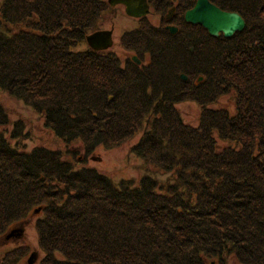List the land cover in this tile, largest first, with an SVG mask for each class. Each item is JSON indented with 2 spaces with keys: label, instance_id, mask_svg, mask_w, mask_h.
Listing matches in <instances>:
<instances>
[{
  "label": "trees",
  "instance_id": "16d2710c",
  "mask_svg": "<svg viewBox=\"0 0 264 264\" xmlns=\"http://www.w3.org/2000/svg\"><path fill=\"white\" fill-rule=\"evenodd\" d=\"M107 1H5L0 89L44 113L58 138L82 139L84 156L148 120L154 135L134 150L175 171L174 183L148 175L114 184L60 152L20 151L11 144L22 137L17 122L9 138L0 132V237L40 210L41 264H264V0H211L245 19L232 38L185 21L197 0H170L176 35L145 19L125 35L138 59L149 56L141 66L74 51L100 30ZM159 2L149 0L152 10ZM230 92L233 113L210 107ZM188 100L202 108L198 127L176 108ZM27 250L7 251L0 264H18Z\"/></svg>",
  "mask_w": 264,
  "mask_h": 264
},
{
  "label": "rangeland",
  "instance_id": "374dc122",
  "mask_svg": "<svg viewBox=\"0 0 264 264\" xmlns=\"http://www.w3.org/2000/svg\"><path fill=\"white\" fill-rule=\"evenodd\" d=\"M5 1L7 0H0V20L2 19L1 8ZM159 1L160 11L155 8L151 14H148L147 17L145 16L146 18H131L125 13L123 6H117L106 10L104 18L101 21L99 20L101 30H110L114 27V45L108 52L116 55L122 66L126 65L127 59L131 60L134 55H137L132 49V45L125 39V35L139 29L144 19L148 21L150 28H158L162 25L164 27L174 26L172 23L167 22L166 19L167 16H172L174 13L168 15L171 8L174 9L175 7L174 2L169 4L170 0ZM23 28V26H20L18 31ZM167 32L170 33L169 30ZM89 49L92 50L85 40L78 44L74 51L85 52ZM149 55L151 57V54ZM236 59L234 63L242 61L240 57ZM143 61L145 65L148 64L150 61L149 56ZM196 83H198L197 79ZM0 106L3 107L9 119L8 124L0 125V132L4 133L6 137L9 138V135L14 133L13 126L15 123H21L18 129L22 137L11 140L12 145L17 142L20 143V145L18 144L20 151L30 152L34 148H46L60 152L64 161L71 163L74 169L95 170L100 174L106 175L109 181L114 184H119L122 181H132L137 185L142 178L148 175L157 179L160 184L174 183L175 171L166 172L163 168L139 155V151L134 150L149 132L154 135L153 124L148 120L143 121L141 124H136L138 128L130 127L129 131L131 133L125 138L122 137L120 142H115L116 144L110 147L104 144L99 145L92 153L84 156L82 139L78 138L67 143L58 138L51 129L47 128L44 113H40L33 105L27 104L25 101L19 100L7 91L0 89ZM210 107L212 109H225L233 113L236 110L234 92L220 96ZM176 108L185 125L198 127L202 108L196 101L188 100L177 103ZM163 134L166 135L165 133ZM157 135L162 136L161 133H157ZM75 151L80 152L75 153ZM75 155L78 157L77 160H75ZM80 160H82V163H79ZM40 214V212L32 213L26 221L14 225L6 233L7 235L12 234L10 238H7V235L0 237V259H3L5 253L9 250L26 247L28 250L18 264H29V259L34 253H37V260L33 264H41L43 253L40 251L38 235L35 229V222L40 217ZM229 264L236 263L230 259Z\"/></svg>",
  "mask_w": 264,
  "mask_h": 264
},
{
  "label": "water",
  "instance_id": "95a60500",
  "mask_svg": "<svg viewBox=\"0 0 264 264\" xmlns=\"http://www.w3.org/2000/svg\"><path fill=\"white\" fill-rule=\"evenodd\" d=\"M108 3L111 6L124 5L126 14L133 18H143L150 13L147 0H108ZM185 21L189 24L200 25L213 37L223 35L225 38H232L246 28V21L239 13L225 11L211 0H197L193 8L186 11ZM167 29L172 34L178 32L177 27L168 26ZM86 41L93 51H106L113 46V30H100L91 33L86 37ZM134 60L140 64L137 58ZM182 79L186 81L187 77L182 75ZM39 211L37 210L35 213ZM36 260L37 253H34L28 263L33 264Z\"/></svg>",
  "mask_w": 264,
  "mask_h": 264
},
{
  "label": "flooded vegetation",
  "instance_id": "af4514ba",
  "mask_svg": "<svg viewBox=\"0 0 264 264\" xmlns=\"http://www.w3.org/2000/svg\"><path fill=\"white\" fill-rule=\"evenodd\" d=\"M151 11H152V9H151ZM174 11H175V10H174ZM172 19H174V14H173L172 16H168V17H167V22H170ZM167 27H168V26H167ZM167 27H166V28H167ZM112 29L114 30V27H112ZM106 52H108V51H106ZM131 62H133V61H132V58H131ZM136 65H137V64H136ZM139 65L141 66V65H145V64H144L143 61L140 60V64H139ZM139 65H137V66H139Z\"/></svg>",
  "mask_w": 264,
  "mask_h": 264
}]
</instances>
